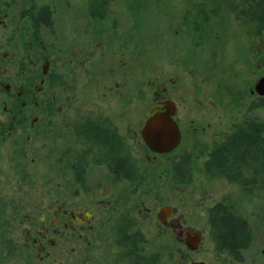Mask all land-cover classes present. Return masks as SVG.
<instances>
[{
	"label": "flooded vegetation",
	"instance_id": "obj_1",
	"mask_svg": "<svg viewBox=\"0 0 264 264\" xmlns=\"http://www.w3.org/2000/svg\"><path fill=\"white\" fill-rule=\"evenodd\" d=\"M82 1L74 6L72 0H0V264H264V247L257 253L252 250L253 226L228 195L207 197L206 191L199 196L195 185L188 196L184 193L194 183V164L188 149L176 154L184 142L178 77L159 83L149 114L133 133L124 126L129 117L88 106L71 91L69 76L85 75L81 55L89 59L95 53L85 49L93 42L113 40L117 34L113 28L123 24L120 14L131 12L129 5L113 8L111 0ZM139 1L131 2L142 17L145 11ZM171 1L153 4L160 7L159 25H163L162 33L159 28L154 32L159 45L155 48L164 55L163 43L171 29L180 25L175 35L187 39L177 47L185 61L197 54L200 36L202 44L207 37L210 12L220 6L201 0L180 14ZM255 84L250 93L256 98L249 110L258 109L255 102L263 97L254 91ZM167 102L174 105L173 119L181 139L173 150L158 152L146 144L141 130L153 112L165 111ZM250 120L244 119L210 142L194 143L192 150L202 158L205 177L223 178L245 195L264 198L260 176L247 175L242 167L246 178H256L249 183L212 163L215 148ZM95 125L117 136L119 148L128 157L126 171H117L107 157L109 152L93 140L90 130ZM135 138L140 144L137 149ZM145 149L154 157L148 172L141 155ZM33 165L43 171L36 194L28 180ZM23 185L28 190L19 194L18 187L22 190ZM155 190L159 195L153 198ZM184 199L195 209L203 205V217L182 210L179 203ZM147 200L151 206H146ZM225 214L244 220L251 234L236 251L212 238L213 220ZM145 215L155 216L158 231L172 237L168 250L151 243L143 226ZM137 233L132 244L119 239Z\"/></svg>",
	"mask_w": 264,
	"mask_h": 264
},
{
	"label": "rangeland",
	"instance_id": "obj_2",
	"mask_svg": "<svg viewBox=\"0 0 264 264\" xmlns=\"http://www.w3.org/2000/svg\"><path fill=\"white\" fill-rule=\"evenodd\" d=\"M131 1L111 0L113 8L124 9V6L129 5L131 12L120 14V24L124 25L113 28L117 33L113 40L102 44L93 42L90 49H85L95 53L89 59L81 55L85 75L69 76V88L78 95V99L85 100L88 106H96L115 116L129 117V122L124 126L132 129L133 133L142 126L149 114L154 101V91L159 83L163 80L171 83V78L178 77L179 89L182 92L178 93L177 98L181 104L184 142L176 154L188 149L192 153L194 164V183L184 189V193L188 196L195 185L199 196H205L206 191L207 197L212 195L219 198L221 195H228L236 203L237 210L252 224L255 233L252 250L257 253L264 247V198L245 195L223 178L205 177L201 170L202 158L192 149H195L194 143L210 142L216 135L230 131L246 118L264 120V108L249 110L251 100L256 98L250 93V89L257 79L264 75V34L260 37L252 35L251 28L243 26L228 9L223 6L218 9L215 6L218 10L215 13L210 12L213 16L206 28L207 37L205 35L204 43L202 44L203 39L200 36L197 54L184 61L180 59L183 57L178 49L184 46L183 42L187 39L182 41L175 35L178 34L176 29L180 25L171 29L163 43L162 48L166 51L164 55L156 49L159 45L154 41V32L159 28L162 33L163 25H159L161 19L157 10L160 7L156 4L158 8H155L153 4L160 3L161 0L139 1L138 4L145 11L142 17L141 13L133 9ZM200 1L172 0L171 3L178 8L180 14H184L187 5L200 4ZM72 2L74 6L83 4L82 0ZM209 4L213 5L210 0ZM169 6L171 5L168 4L166 8L169 9ZM183 30L188 32V29ZM188 50L191 51L190 48ZM181 66L186 67V71ZM132 141L135 149L139 148L140 144L136 143V138ZM141 152L139 153L144 158V167L148 172L154 163V157L147 149ZM37 162L35 161V164ZM28 172L32 175L28 180L35 193L42 185L43 171L33 165ZM25 188L28 190L26 185H23L22 190L18 187L19 194L21 191L27 192ZM156 195L159 194L155 190L152 197ZM151 205L152 201L147 200L146 206ZM179 205L182 210L196 212L199 217H203V205L195 209L187 204L185 199ZM142 220L151 243L168 250L174 241L171 236L158 231L155 216L145 215ZM199 222H204V218Z\"/></svg>",
	"mask_w": 264,
	"mask_h": 264
},
{
	"label": "trees",
	"instance_id": "obj_3",
	"mask_svg": "<svg viewBox=\"0 0 264 264\" xmlns=\"http://www.w3.org/2000/svg\"><path fill=\"white\" fill-rule=\"evenodd\" d=\"M211 4L223 6L231 11L243 25L251 28L252 35L260 37L264 34V0H210ZM260 61L261 58L259 57ZM264 60V53L262 55ZM257 108H264V96L255 102ZM91 137L104 150L108 151L112 166L117 171L129 168L128 157L119 148L117 136L105 126L95 125L91 128ZM212 163L227 174L241 178L243 181L255 182L256 178H246L251 172L264 180V120L253 119L244 124L235 134L230 136L225 144L217 146L212 154ZM183 164V163H182ZM237 169L236 172L233 170ZM214 222L213 239L221 246L236 251L243 242L251 236L244 220L225 214ZM138 233L130 236H120L128 244H132ZM121 240V241H122Z\"/></svg>",
	"mask_w": 264,
	"mask_h": 264
},
{
	"label": "water",
	"instance_id": "obj_4",
	"mask_svg": "<svg viewBox=\"0 0 264 264\" xmlns=\"http://www.w3.org/2000/svg\"><path fill=\"white\" fill-rule=\"evenodd\" d=\"M254 91L264 96V76L257 80ZM173 114L174 105L172 102H167L164 112H153L145 121L141 134L152 150L168 152L179 144L181 133L173 119Z\"/></svg>",
	"mask_w": 264,
	"mask_h": 264
}]
</instances>
